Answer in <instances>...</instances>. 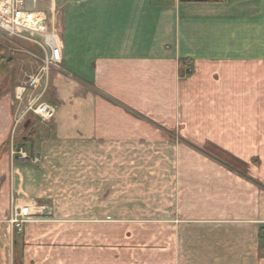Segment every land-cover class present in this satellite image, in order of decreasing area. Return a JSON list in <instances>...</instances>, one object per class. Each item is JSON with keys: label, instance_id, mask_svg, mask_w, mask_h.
<instances>
[{"label": "crops", "instance_id": "1", "mask_svg": "<svg viewBox=\"0 0 264 264\" xmlns=\"http://www.w3.org/2000/svg\"><path fill=\"white\" fill-rule=\"evenodd\" d=\"M40 2L62 47L44 95L56 112L29 114L14 135L21 104L0 53V264H264V0ZM186 144L212 170L160 223L90 205L119 191L64 174L61 153ZM24 145L40 160L13 161ZM10 196L40 217L14 230Z\"/></svg>", "mask_w": 264, "mask_h": 264}, {"label": "rangeland", "instance_id": "2", "mask_svg": "<svg viewBox=\"0 0 264 264\" xmlns=\"http://www.w3.org/2000/svg\"><path fill=\"white\" fill-rule=\"evenodd\" d=\"M27 6L31 9L38 8L41 6V2L37 0L35 5L29 2ZM0 53H4L3 59L6 62L4 68L7 70L8 80L11 81L12 99L16 101L15 94L17 87L23 83L29 74L42 66L41 52L31 42L9 38L0 32ZM17 77L20 78L19 81L16 79ZM27 99L28 97L25 93L22 100H17L21 105L20 109H18L19 111L17 110L16 112L17 116L14 115V135L21 125V123H17V120L27 105ZM20 110L22 111L20 112ZM29 114L31 113L28 112L24 119ZM39 120L42 123H47L40 118ZM29 121L30 118H27L25 123H29ZM28 130L26 127L24 133L32 136V132L30 133ZM16 142L17 140L14 139L15 145ZM23 147L26 149L27 146L25 147L24 145ZM25 151L28 158L25 162L20 161L22 164H32V160H35V158L37 161L38 159L40 160V157H35L32 152H29L27 149ZM9 155L13 161L19 160L16 157V153L12 154L9 151ZM61 155L62 160L66 161L69 165H73L72 168L64 169V174L66 172L68 175L87 174L88 176L103 177L105 181L102 185L103 187H114L115 191H119L114 196H112L111 191V194L108 197L106 196L105 200H93L90 202V205L95 202L99 203L95 207L118 208L121 212L120 214H122L121 218L133 217L135 214H139L138 218H146L144 212L146 209L149 210L148 214L150 215H147V218H152V223H160L159 219L162 208L167 209L175 204L176 200L174 202V199L176 198L177 191L189 185L194 175L200 177V175H207L208 171L212 170L210 167H206L204 163H200L199 165L198 162L210 159L211 157L204 156L203 153L197 151L195 152L188 144L184 147L175 145L169 151H143L137 149L136 151L121 152H66L61 153ZM8 175H10V171ZM23 201L29 202L31 207L34 203L36 205L34 207L36 208V212L43 211L40 208L42 206L36 204L32 198H27ZM9 206L7 220L11 225L10 214L14 209L11 210V205ZM34 208H32V215L27 222L40 217L38 213L35 214ZM43 208L46 209L45 207ZM133 210L135 212L132 216L126 215L131 214ZM153 234V239L159 240L157 236L160 233L153 231ZM185 236L189 242L192 241L191 233L185 231ZM235 236L239 238L241 235L235 232ZM189 253L191 255V252Z\"/></svg>", "mask_w": 264, "mask_h": 264}, {"label": "built area", "instance_id": "3", "mask_svg": "<svg viewBox=\"0 0 264 264\" xmlns=\"http://www.w3.org/2000/svg\"><path fill=\"white\" fill-rule=\"evenodd\" d=\"M31 1L0 0V32L9 38L33 43L42 53V66L29 74L16 89V99L22 100L25 93L28 97L27 105L19 115L17 123L24 119L28 112L42 121H49L54 117V106L44 100L46 76L50 68H60L62 62V47L57 29L48 26L45 13L28 8L27 3ZM11 153H16V157L22 162L28 158L22 147H12ZM10 205L11 210L14 209L10 214V223L14 229L20 231L32 215L31 204L10 196Z\"/></svg>", "mask_w": 264, "mask_h": 264}]
</instances>
